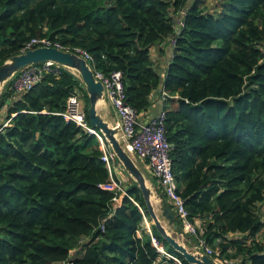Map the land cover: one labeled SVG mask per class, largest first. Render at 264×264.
I'll use <instances>...</instances> for the list:
<instances>
[{"label":"trees","instance_id":"16d2710c","mask_svg":"<svg viewBox=\"0 0 264 264\" xmlns=\"http://www.w3.org/2000/svg\"><path fill=\"white\" fill-rule=\"evenodd\" d=\"M205 4L0 0V65L32 38L50 37L88 52L94 70L119 71L139 119L161 88L188 219L201 221L197 234L222 264H264L256 239L264 230V0H219L212 11ZM173 34L162 75L151 49ZM10 86L0 96L9 122L0 125V264H190L154 224L152 235L144 228L136 182L134 201L124 196L119 205L103 187L110 171L99 138L63 115L69 98L83 94L94 128L77 73L57 64L26 92Z\"/></svg>","mask_w":264,"mask_h":264},{"label":"built area","instance_id":"2783aa9c","mask_svg":"<svg viewBox=\"0 0 264 264\" xmlns=\"http://www.w3.org/2000/svg\"><path fill=\"white\" fill-rule=\"evenodd\" d=\"M38 46H54L64 49L63 46L56 40L50 37H36L32 38L22 49L25 51L30 48ZM66 50V49H64ZM264 51V47H263ZM73 52L78 53L84 57L89 63L92 56L81 49L76 48ZM57 63L48 61L41 65L28 66L17 73L12 78V88L16 93H23L32 88V86L38 82L45 71L51 70ZM95 76L98 80L102 81L105 87V97L112 106L115 108L116 113L119 116V120L114 124L118 129V138L123 147L134 157L147 160L153 170L155 176L159 178L161 193L163 198H166L167 203L171 204L175 214L177 215L178 224L186 233L190 234L195 240V247L192 249L194 252L206 253L218 261L212 250L207 247L203 239L197 234V227L188 219L187 210L184 207V201L178 194V185L175 174L173 172L171 149L172 144L165 134V113L163 110L156 116L147 122L139 119L136 110L126 102L124 93V85L121 79V73L119 71L112 72L110 75H106L102 71L94 70ZM66 119L73 120L79 125L87 128L91 132L95 133L100 140L101 148L103 151V160L106 162L110 171V181L103 185V187L114 193L113 202H117L123 196H129L130 199H134L127 193L125 181L122 177L117 176L116 166L119 162L116 153L113 151L109 143H106L102 135L94 128L89 127L86 121L85 112L80 107L79 96H71L68 100L67 109L63 113ZM141 210L143 217L145 212L143 208L136 203ZM152 235V234H151ZM153 243L158 247L160 251L167 256L172 257L178 263V258L164 251L162 247H159L158 241L153 237Z\"/></svg>","mask_w":264,"mask_h":264},{"label":"water","instance_id":"95a60500","mask_svg":"<svg viewBox=\"0 0 264 264\" xmlns=\"http://www.w3.org/2000/svg\"><path fill=\"white\" fill-rule=\"evenodd\" d=\"M176 22L179 24V19L176 20ZM174 37L175 34L172 35L173 39ZM48 61L67 67L80 76L89 96L90 106L88 108V115L92 126L100 130L125 169L137 181L138 187L143 193L148 213L152 217L153 223L159 233L176 251L183 255L184 259L188 263L218 264L213 257L207 255L206 253L194 252L187 249L181 240L170 234L161 222L152 201L153 191L147 186L146 178L141 169L137 166L134 156L130 154L121 144L117 136L118 129L114 125H111L98 112V102L100 100H106L105 87L102 81L96 78L94 69L84 57L71 50H64L54 46H38L27 49L22 51L20 54L12 56L0 65V87L18 71L28 66L42 64ZM158 91H161V88H159ZM157 198L163 201L162 194H159ZM160 210L162 216L168 220L169 225L173 227L178 236H182L183 230L177 222V215L175 214L171 204L166 203L161 205Z\"/></svg>","mask_w":264,"mask_h":264},{"label":"crops","instance_id":"0c3cea01","mask_svg":"<svg viewBox=\"0 0 264 264\" xmlns=\"http://www.w3.org/2000/svg\"><path fill=\"white\" fill-rule=\"evenodd\" d=\"M180 16H178L176 18V20H178ZM177 24V30H178V27L180 26V23L178 24V22H176ZM173 53H174V39L172 38V35H170L169 37H167L165 40H163L162 42L158 43V44H155L152 49H151V56H152V59L155 63V65L158 67L160 73L162 75L165 74L166 72V67H167V64L169 63V61L171 60L172 56H173ZM161 94V91H156L153 96H152V104L151 106L149 107L148 111L146 113H144L142 115V117H140V119L144 122H147L149 121L150 119H152L155 115H157L159 112L162 111V107H163V96L160 95ZM98 109V112L104 117V119H106L111 125H114L118 120H119V116L118 114L116 113V110L115 108L112 106V104L105 100L102 101V105L100 107H97ZM100 110V111H99ZM140 160L143 164L146 165V168L150 171V174L152 175V179H150L149 177L145 176V178H148L150 180H152L154 182L153 185H155L157 188L159 187L160 185V181H159V178L157 176H155L153 170L151 169L150 167V164L147 162V160L145 159H141V158H138L137 157V160ZM138 163V162H136ZM125 167L122 166L119 162H117V166H116V173H117V176H120L122 178L123 175H129V172H126V170L124 169ZM140 168V167H139ZM141 169V168H140ZM131 175V174H130ZM132 176V175H131ZM133 177V176H132ZM135 180V179H134ZM137 183V181L135 180L134 183ZM132 183V184H134ZM138 185V183H137ZM126 186V185H125ZM130 186H126V191L128 193V188ZM124 197V196H123ZM123 197H121V199H119L117 202L114 203V205H119L121 202H122V199ZM162 201V200H160ZM145 212V211H144ZM148 217L151 219V216L149 213H146L145 212V215L143 217V226L144 228L147 229V231L152 234V223L151 226L149 225V221H148ZM163 217V216H162ZM160 218V217H159ZM164 218V217H163ZM165 219V218H164ZM167 220V219H166ZM164 222V221H163ZM200 223L201 221L200 220H196L194 225L200 229L201 226H200ZM164 224L166 225V223L164 222ZM167 224L169 225L168 223V220H167ZM164 225V226H165ZM170 226V225H169ZM168 226V227H169ZM167 226H165L166 228ZM167 227V228H168ZM166 228V229H167ZM170 234H172L173 236L175 237H182L184 239H186V241L188 242V246L191 247V249H194V247L196 246L195 245V240L194 238L186 233L184 230L182 232V236H178V234L174 231L173 227H169L168 230H167ZM159 247H162V249L165 251L164 249V246L159 244Z\"/></svg>","mask_w":264,"mask_h":264},{"label":"rangeland","instance_id":"374dc122","mask_svg":"<svg viewBox=\"0 0 264 264\" xmlns=\"http://www.w3.org/2000/svg\"><path fill=\"white\" fill-rule=\"evenodd\" d=\"M218 3H219V0H206V7L209 9V10H215L216 8H217V5H218ZM179 19V21H180V18H178ZM14 80V78H10L9 80H7L5 83H4V85H2L0 88V95H1V93L3 92V90H4V87H5V84L7 83V82H11V81H13ZM12 83V82H11ZM11 87L12 86H10V89H11ZM79 101H80V107H82V109L84 110L85 109V107H86V105H87V101H86V99H85V96L83 95V94H80V96H79ZM6 109H7V107H6V105L4 106V107H2L1 108V110H0V125L1 124H4V125H8L9 124V122H8V120H7V113H6ZM135 158V160H136V162H138L137 163V166L138 167H140L141 168V170L143 171V173L145 174V176H147V177H149L150 179H152V175L150 174V171L146 168V165L145 164H143L139 159L137 160V157H134ZM125 169V168H124ZM126 170V169H125ZM126 172H128L127 170H126ZM123 179H124V181H125V185L126 186H131L132 185V183H134V178L129 174V175H123ZM150 179H148V178H146V182H147V186L148 185H150V186H148V187H150V189L153 191V196H152V200H153V204H155L154 206H155V210H156V213H157V215L160 217V220H161V222L164 224V222L166 223V225L165 226H169L168 224H167V220L166 219H164L163 217H162V213H161V210H160V206L161 205H163V202L162 201H159V199L157 198V196L161 193L160 192V190L155 186V185H153L154 184V182L152 181V180H150ZM150 182V183H149ZM161 191H162V189H161ZM155 196V197H154ZM154 198V199H153ZM155 201V202H154ZM158 201V202H157ZM261 217L264 219V205H262L261 206ZM148 221H149V225L151 226V224L153 223V219H152V217H151V219L148 217ZM164 221V222H163ZM166 227V228H167ZM170 227V226H169ZM168 227V228H169ZM168 228H167V230H168ZM179 239L181 240V242L185 245V247L187 248V249H189V250H191V251H193L192 249H191V247H189L188 246V242L186 241V239H184V238H182V237H179ZM256 239H263L264 240V230H262L260 233H258V235L256 236ZM217 263L218 264H222L221 262H219V261H217ZM161 264H167L166 262H164V261H162V263Z\"/></svg>","mask_w":264,"mask_h":264},{"label":"bare ground","instance_id":"6f19581e","mask_svg":"<svg viewBox=\"0 0 264 264\" xmlns=\"http://www.w3.org/2000/svg\"><path fill=\"white\" fill-rule=\"evenodd\" d=\"M1 89V88H0ZM105 102V101H104ZM102 105V100H100L97 104L98 107H100ZM100 111V110H99ZM150 183V182H149ZM150 186V185H148ZM150 188V187H149ZM155 197V196H154ZM154 199V198H153ZM153 201V200H152ZM160 201V200H159ZM155 202V201H154ZM158 202V201H157ZM155 205V204H154ZM157 210V209H156Z\"/></svg>","mask_w":264,"mask_h":264}]
</instances>
